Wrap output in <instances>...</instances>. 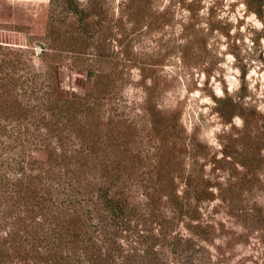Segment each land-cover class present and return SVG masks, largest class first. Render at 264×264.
I'll use <instances>...</instances> for the list:
<instances>
[{"label":"rangeland","instance_id":"374dc122","mask_svg":"<svg viewBox=\"0 0 264 264\" xmlns=\"http://www.w3.org/2000/svg\"><path fill=\"white\" fill-rule=\"evenodd\" d=\"M0 264H264V0H0Z\"/></svg>","mask_w":264,"mask_h":264}]
</instances>
